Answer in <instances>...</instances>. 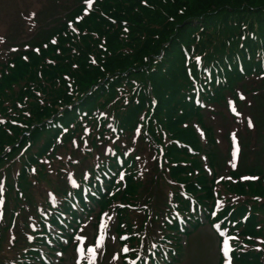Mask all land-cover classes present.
<instances>
[{"label": "trees", "instance_id": "trees-1", "mask_svg": "<svg viewBox=\"0 0 264 264\" xmlns=\"http://www.w3.org/2000/svg\"><path fill=\"white\" fill-rule=\"evenodd\" d=\"M76 1L65 20L37 25L29 41L7 39V50L12 44L37 47L39 52L26 51L30 62L20 56L0 60V224L9 229L23 202L36 214L26 223L33 240H27L16 264L45 263L39 245L54 249L43 237L47 221L59 225L72 243L59 215L67 212L70 221H81L82 213L72 208L75 197L83 213L100 208L98 220L117 212V233L132 237V257L147 227L143 247L159 241L150 264L178 262L182 234L190 236L203 225L202 213L236 238L234 264H264V166H241L247 156L264 157V0ZM231 99L242 118L231 114ZM216 105L225 108L228 122L243 126L225 132L239 141L236 167L210 176L204 157L216 166L218 138L206 118L217 121L222 111ZM87 124L103 130V141L137 130L139 148L153 164L156 159L169 167L176 185L158 211L149 203H156L161 178L141 193L137 154L126 143L112 144L79 176L78 187L68 185L55 199L45 198L43 206L21 195L31 171L42 170L45 159ZM245 131L253 142L243 141ZM119 173L126 177L125 192L112 205L116 196L110 188ZM83 185L93 192L84 196ZM222 185L233 196L218 204L216 188ZM145 196L149 202L140 204ZM132 206L143 209L139 224L129 221L127 207ZM178 216L188 227H181ZM53 240L67 250L59 238Z\"/></svg>", "mask_w": 264, "mask_h": 264}, {"label": "rangeland", "instance_id": "rangeland-1", "mask_svg": "<svg viewBox=\"0 0 264 264\" xmlns=\"http://www.w3.org/2000/svg\"><path fill=\"white\" fill-rule=\"evenodd\" d=\"M76 5V0H0V60L9 61V57L20 56L30 62L26 51L34 49L35 52H39V49L30 48L28 46L17 47V45L14 47L13 45L15 44H12V47L7 50L5 47L7 39L10 37L16 44L27 42L35 35L37 25L39 27L47 24L52 18L55 20H65L66 15H68ZM55 38L56 37H53L51 40ZM1 74L0 72V75ZM8 74H10V72ZM22 84L23 82H18V85ZM229 104H231L229 106L231 114L239 117V112L232 99L229 101ZM216 110L222 111L217 121H211L207 118L206 121L207 125L211 124L213 126L216 138H218L217 145L213 146L217 153V162L216 166L212 167L208 159L204 157L203 166L207 172H212L213 175H227L229 170L234 169L237 165L239 141L234 134H228L227 137L225 132L230 129L239 130L242 128L243 123L239 121L234 123L228 122V118L225 116L226 110L222 106L216 105ZM245 114L248 113L245 111ZM240 118L242 117L238 119ZM218 128L223 129L221 134ZM197 129L200 137L206 143L205 132L200 125H197ZM136 132L137 130L122 137L114 138V136H112L114 138L113 141L109 139L103 141V130L95 127L94 124L85 125L82 130L72 136V140L68 141L63 146V149L58 151L59 153L45 159V166L42 170L37 171V169L34 168L31 171V182L27 191L25 193L21 192V195H27L31 198V204L43 206L45 198L55 199L53 196L55 194L58 196L67 189L68 185L77 186L79 176L85 171H88L91 162L100 160L110 149L112 144L126 143L130 145L133 149L132 151L137 154L139 168L137 177L142 180L143 185L145 183V186L141 185L142 188L140 192L142 193L146 189L148 183L151 185L156 178L159 183V178H161L162 185L156 192V203L153 204V200L149 203L155 211H158L159 206L161 208L165 202L167 193L170 194L169 197L172 196L176 185V179L172 178L169 167L165 166L163 161L155 159L156 162L153 164L149 153L144 148H139V142L136 140L138 132ZM241 136L243 137V141L253 142L252 136L247 131L241 133ZM232 147L233 151L231 149ZM241 166L244 169H249L254 166H264V157L257 159L254 155H250L249 158L247 156L242 158ZM159 172L163 174V178L159 175ZM114 179H116V183L111 185L110 191L115 192L116 199L112 201V205L120 203L119 197L125 192L124 188L126 186V177L124 174L119 173L114 176ZM219 180L218 178L217 181ZM86 186L87 185H83V189H85ZM117 193H119L118 197ZM216 193L219 195V198L216 200L218 204L223 203V201L226 202L228 197L233 196L232 193L224 189L223 185L216 188ZM145 200L146 202L148 201L147 196L139 200L140 204H143ZM23 206L24 210H17L16 222L14 221V224L9 229L5 230L3 224H0V264L16 263L15 260L19 257L22 248L27 246V240H33V235L26 227V223L30 220H36V214L33 209L34 206L31 207L28 202H23ZM135 208L134 206L127 207L129 213L128 217L129 221L139 224L143 215V211L141 210L143 209L139 210ZM92 209L95 210L92 215L88 212H82V219L80 222H73V220L70 221L69 218L62 216L63 220L67 222L66 232L70 234L72 243L69 244L64 254L59 250L53 251L54 256L51 257L53 263L79 264L82 258L86 256L89 248H91L92 251L89 252L88 255V264H98V262L99 264H113V260L116 264H123L125 260L123 256H131V252H123V250L129 247L133 248L129 244L132 237L129 236L125 238V234L119 235L116 233L118 232L117 226L119 223L118 218H116V220L114 219L116 212H112L110 218L101 219L97 226L95 223L97 220L95 215L100 208L94 206ZM2 210L3 204L2 201H0V215ZM178 218L181 220V225L186 224L183 217L178 216ZM100 222H104L105 225V229L102 230L101 233L99 232ZM201 228V231H194V234L190 238H186V234L182 235L180 243L183 246V250L180 254V261L177 264H219V237L208 224H205ZM146 234L147 229L143 234V238ZM55 235H60V233L56 231L53 237H55ZM235 239V237L230 236V243L233 244ZM66 240L65 238V241ZM39 246L42 249L41 254L43 261H49V257L43 256V254L46 255L44 251L48 248L44 244H40ZM106 246L110 248H108L106 254L103 255ZM158 246V240H149L146 246L143 247V244L140 245L138 255L148 260V258L151 257V253H157L156 247ZM81 250L85 251V256L83 257L80 255ZM114 255L115 258L113 259ZM229 260L230 264H234L230 258ZM160 263L162 264L161 261Z\"/></svg>", "mask_w": 264, "mask_h": 264}, {"label": "snow or ice", "instance_id": "snow-or-ice-1", "mask_svg": "<svg viewBox=\"0 0 264 264\" xmlns=\"http://www.w3.org/2000/svg\"><path fill=\"white\" fill-rule=\"evenodd\" d=\"M197 59H199V58H197ZM251 126V125H250ZM92 251V249L91 248H89V252H91Z\"/></svg>", "mask_w": 264, "mask_h": 264}]
</instances>
